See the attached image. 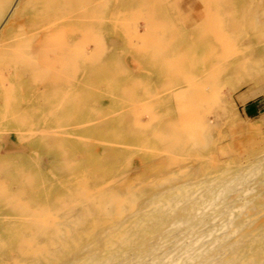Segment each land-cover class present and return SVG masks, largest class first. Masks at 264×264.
<instances>
[{
	"label": "rangeland",
	"instance_id": "rangeland-1",
	"mask_svg": "<svg viewBox=\"0 0 264 264\" xmlns=\"http://www.w3.org/2000/svg\"><path fill=\"white\" fill-rule=\"evenodd\" d=\"M2 1L0 22L18 12L0 40V264L98 244L96 221L63 244L46 235L107 170L122 176L99 200L139 204L256 167L233 184L264 204V0Z\"/></svg>",
	"mask_w": 264,
	"mask_h": 264
},
{
	"label": "bare ground",
	"instance_id": "bare-ground-1",
	"mask_svg": "<svg viewBox=\"0 0 264 264\" xmlns=\"http://www.w3.org/2000/svg\"><path fill=\"white\" fill-rule=\"evenodd\" d=\"M17 12L18 5L14 2L0 22V40L6 38V26ZM46 28L41 29L43 34ZM245 169L240 166L227 170L214 180L211 177L202 182L179 180L153 192L139 204L126 203L119 189L106 200H99L101 185L122 176H111L108 170L101 172L98 180L102 181L85 185L87 189H95L98 198L86 195L78 208L68 209L66 217L71 225H59L46 235L49 245L63 244L78 234L75 228L81 231L96 221L102 225L99 243H89L75 255L47 264H264L257 258L258 253L264 252V227L257 226L264 218V204L251 194L252 182L233 184L245 172L257 170ZM176 172L183 174L186 170L178 168Z\"/></svg>",
	"mask_w": 264,
	"mask_h": 264
}]
</instances>
